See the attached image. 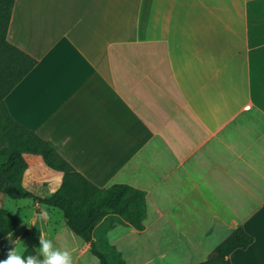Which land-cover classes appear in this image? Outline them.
Returning <instances> with one entry per match:
<instances>
[{
  "label": "crops",
  "instance_id": "1",
  "mask_svg": "<svg viewBox=\"0 0 264 264\" xmlns=\"http://www.w3.org/2000/svg\"><path fill=\"white\" fill-rule=\"evenodd\" d=\"M177 9L184 2L14 0L6 39L36 63L5 105L95 185L145 192L143 230L106 229L126 264H196L238 226L253 241L231 264H264V0H199L194 37ZM30 161L23 192L42 166ZM34 214L13 241L31 235Z\"/></svg>",
  "mask_w": 264,
  "mask_h": 264
},
{
  "label": "trees",
  "instance_id": "2",
  "mask_svg": "<svg viewBox=\"0 0 264 264\" xmlns=\"http://www.w3.org/2000/svg\"><path fill=\"white\" fill-rule=\"evenodd\" d=\"M14 0H0V193L12 199L31 198L35 202L59 209L68 227L87 244L99 264H126L105 233L93 234L98 224L111 218L125 222L138 230L144 229L147 215L145 192L130 185L117 183L99 187L59 153V146L40 137L35 131L17 123L8 113L5 95L31 70L36 60L6 39L7 28ZM21 151L42 156L45 164L63 172L60 186L51 197H41L31 191L23 192L20 185L26 170ZM23 218L0 207V240L21 226ZM28 229L23 234L27 235ZM253 236L243 227H236L208 255L196 264H231L228 256L237 248H246ZM29 245L22 254L36 255Z\"/></svg>",
  "mask_w": 264,
  "mask_h": 264
},
{
  "label": "rangeland",
  "instance_id": "3",
  "mask_svg": "<svg viewBox=\"0 0 264 264\" xmlns=\"http://www.w3.org/2000/svg\"><path fill=\"white\" fill-rule=\"evenodd\" d=\"M172 2H184L185 9H177L172 11V16L179 22H182V27L185 23V30L187 31L189 37H194L196 34L199 35V0H171ZM174 9V8H173ZM25 155V154H24ZM33 157L36 160L41 161L42 166L37 167L36 170L28 169L25 183L27 185L26 189L31 191L35 195L49 198L58 188V183L55 182L51 175L52 173L58 172L57 170L48 167L41 155L39 154H27L25 155V160L28 164H31L30 158ZM59 173V172H58ZM42 178H47L48 180H42ZM49 181V182H48ZM49 183V184H48ZM60 183V182H59ZM35 207H33V206ZM0 207L6 208L12 213L18 214L21 217L25 218V225H21L19 230H16L13 236L10 239L13 241V238L17 233L18 236H24L23 232L26 229V225L29 223L28 219L33 211L35 213H44L47 211L48 207L45 205L39 206L34 200L31 198L24 199H12L7 195L0 193ZM51 210L57 211L54 215L52 212L51 219L49 224L45 225L42 223L43 218H39L40 215H35V224L33 225V230L30 236L19 238V247L21 249L27 248L29 245L39 247V236L40 233H43L46 238H49V235L53 236L50 238L53 240L55 247L67 248L71 251L73 255V264H99V261L96 256H94L90 250L89 246L86 245V242L78 235H76L65 223L62 212L56 208H50ZM50 211V210H49ZM53 214V215H52ZM44 221H46L44 219ZM111 218L101 222L95 228V232L93 234V238L97 239V235L99 233H105L106 227L111 223ZM48 222V221H47ZM27 223V224H26ZM49 229V231H47ZM56 231H55V230ZM15 240V239H14ZM14 245L10 244L9 238H5L0 240V260L6 258V254L10 247ZM23 253V252H22Z\"/></svg>",
  "mask_w": 264,
  "mask_h": 264
},
{
  "label": "clouds",
  "instance_id": "4",
  "mask_svg": "<svg viewBox=\"0 0 264 264\" xmlns=\"http://www.w3.org/2000/svg\"><path fill=\"white\" fill-rule=\"evenodd\" d=\"M43 219H47V213L41 214ZM6 258L0 260V264H73V255L67 248L55 247L53 240L46 238L43 233L39 236V247L36 255L22 254L25 249L19 247V240L12 241Z\"/></svg>",
  "mask_w": 264,
  "mask_h": 264
}]
</instances>
